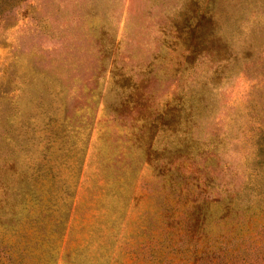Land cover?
Returning <instances> with one entry per match:
<instances>
[{
  "label": "rangeland",
  "instance_id": "obj_1",
  "mask_svg": "<svg viewBox=\"0 0 264 264\" xmlns=\"http://www.w3.org/2000/svg\"><path fill=\"white\" fill-rule=\"evenodd\" d=\"M3 1L0 264H264V0H201L214 20L190 61L191 0ZM149 70L174 124L116 109Z\"/></svg>",
  "mask_w": 264,
  "mask_h": 264
},
{
  "label": "trees",
  "instance_id": "obj_2",
  "mask_svg": "<svg viewBox=\"0 0 264 264\" xmlns=\"http://www.w3.org/2000/svg\"><path fill=\"white\" fill-rule=\"evenodd\" d=\"M10 1L5 0L4 3ZM16 3H20L24 0H12ZM8 9H11L9 7ZM5 7H0V17L2 18L3 12L5 11ZM181 14V25L180 30H185L183 32L184 35H181V45H183L184 50V58L190 61V59L196 55V52L206 50L207 40L210 38V27L209 24L213 19V11L211 6L208 5V2H202L201 0H191L190 4L187 3L185 8L180 11ZM209 27V28H208ZM178 68H176L177 72ZM174 72V73H175ZM150 70L144 72L141 79L134 80L131 84V88L127 93V97L122 99L120 105L116 107L117 111H129V112H137L139 118L143 119L144 124H150L149 126H153V121H160L161 123H172L177 121V112L179 108L177 104L172 105L170 102L167 104H163L161 102H157L153 98V94L151 93V89H148L147 85L151 80ZM173 73V74H174ZM175 75V74H174ZM167 105V107H166ZM159 122V123H160ZM135 123V121H134ZM141 126V125H140ZM156 132L152 130L150 133V144H148L147 154L152 151H158L155 146H153V140ZM133 136L136 138V141L140 138H144V134L142 128L139 127L138 130L133 131ZM134 141V142H136ZM192 210L191 213H194V216L197 217V220L200 217V214L205 210V206L210 204L209 196H199L198 198L194 196L192 199ZM195 240L193 252H199L201 254H211L216 253L218 250H222L223 252L228 253L232 258L243 253V258H245V254L248 251V248L240 243L238 245H233L231 249L228 248V245L218 244L215 245L214 241L212 243L208 242L206 238H192L189 239ZM169 238H162L155 242V245H149V255H152L155 252H160V250H164V248H168L170 245ZM187 242V243H188ZM191 243V242H189ZM249 248L251 247V241L247 242ZM164 246V247H162ZM172 249V248H171ZM261 253L264 255V247L260 249ZM153 257H151L152 259Z\"/></svg>",
  "mask_w": 264,
  "mask_h": 264
}]
</instances>
